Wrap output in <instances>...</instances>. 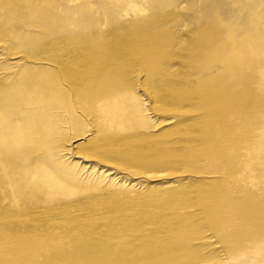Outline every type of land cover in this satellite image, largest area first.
I'll return each instance as SVG.
<instances>
[{
	"label": "rangeland",
	"instance_id": "1",
	"mask_svg": "<svg viewBox=\"0 0 264 264\" xmlns=\"http://www.w3.org/2000/svg\"><path fill=\"white\" fill-rule=\"evenodd\" d=\"M0 264H264V0H0Z\"/></svg>",
	"mask_w": 264,
	"mask_h": 264
},
{
	"label": "bare ground",
	"instance_id": "2",
	"mask_svg": "<svg viewBox=\"0 0 264 264\" xmlns=\"http://www.w3.org/2000/svg\"><path fill=\"white\" fill-rule=\"evenodd\" d=\"M14 127V126H13ZM16 131H18V129L16 127L14 128H11L5 135L4 137L7 138V144L6 146L9 148H7L8 150L7 151H10V148H12L15 144L18 143V140H19V137L16 133ZM12 135H15L14 139L11 140V136ZM3 136V134L1 135V137ZM6 149V147H5ZM7 170V169H6ZM6 170H5V173H6ZM7 174V173H6ZM8 175V174H7ZM5 176V181H3L2 183V186L4 187V190L5 191H23L22 190V187H21V183L22 182H19L16 178L12 177L11 175H8V176ZM24 191H28V193L30 192L31 194V191H33V187L30 185H27L26 187V190ZM58 250V249H57Z\"/></svg>",
	"mask_w": 264,
	"mask_h": 264
}]
</instances>
